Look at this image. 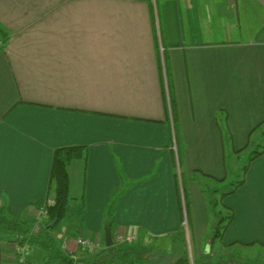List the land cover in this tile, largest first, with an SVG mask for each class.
I'll return each instance as SVG.
<instances>
[{
    "label": "crops",
    "instance_id": "obj_1",
    "mask_svg": "<svg viewBox=\"0 0 264 264\" xmlns=\"http://www.w3.org/2000/svg\"><path fill=\"white\" fill-rule=\"evenodd\" d=\"M0 32V208L35 220L55 151L81 147L53 231L73 258L93 261L111 222L146 264H180L176 237L218 196L233 218L210 262L264 249V153L233 193L206 186L263 146L264 0H0ZM0 264H15L1 237Z\"/></svg>",
    "mask_w": 264,
    "mask_h": 264
},
{
    "label": "trees",
    "instance_id": "obj_2",
    "mask_svg": "<svg viewBox=\"0 0 264 264\" xmlns=\"http://www.w3.org/2000/svg\"><path fill=\"white\" fill-rule=\"evenodd\" d=\"M263 153L264 146H260L250 156L248 163ZM84 154L85 151L81 147H70L56 150L53 157L50 176V196L40 202V204H37L39 206L37 207V211L43 207L46 208L48 211V220H46V222L34 232L33 227L37 224V216L35 220L28 222L24 219L14 218L10 216L6 209L0 208V237L6 239L11 246L28 245L31 250L38 249L42 251L44 254L42 264H146V259L139 257L137 251L116 244L110 248L105 246L104 250L96 255L91 262L78 260L73 258L53 236V231L58 228L66 218L69 210L70 175L68 167L71 162L82 158ZM246 171L247 165L243 169V174ZM242 183L243 179L237 181L234 183L229 193L225 194L233 193ZM52 192L53 197H51ZM51 200L53 201V204L48 205ZM211 204L213 207L218 205V200H212ZM232 218L233 213L231 209L225 208L222 212L217 213V218L213 226V234L209 241L210 244L222 239V236ZM108 227L112 230L111 222ZM210 260H212L211 255L206 254L203 255L200 260H195V264H252L251 262L253 261L246 260L237 253L232 257L220 256L214 261V263L210 262ZM179 263L191 264V261L189 257L184 256L179 260Z\"/></svg>",
    "mask_w": 264,
    "mask_h": 264
},
{
    "label": "rangeland",
    "instance_id": "obj_3",
    "mask_svg": "<svg viewBox=\"0 0 264 264\" xmlns=\"http://www.w3.org/2000/svg\"><path fill=\"white\" fill-rule=\"evenodd\" d=\"M2 38H3V36H2V33L0 32V40ZM260 145L264 146V142L262 141L260 143ZM255 150L256 149L253 148L249 152L243 153L239 158H237L235 161H233L230 164L231 169H233L235 171L230 175V181H226V183H224L225 186L223 189H222L223 183L221 185L219 182L208 184V185H206L207 188L212 190L213 187H216V188H219L221 191L225 190V192H226V190H229L230 188H232L233 182L240 180L238 178H239V175L242 174L241 169L247 163L249 154L254 152ZM51 195H52L51 197H53V192L51 193ZM221 198H222V196H218V205H216L214 207L212 204H211V207H209L210 206L209 201L208 202L205 201L208 204L209 216H210V218L208 219V223L206 225H204V221H202V222L199 221V222H197V226L195 227L194 223L192 222L191 223L192 226L190 228V235L191 236L189 235V237H188L187 232L186 233L184 232V233L179 234L178 237H176V241L178 242L177 245L179 246L178 248H180L182 251H184L183 254H185V252H188L189 259L191 262L198 260L197 259V252H198L199 247L203 248L204 252L206 249H207L206 252L208 250L211 251L210 252L211 256H213V254H214V256L219 254L218 248L220 246H222L220 240L215 241L214 243H211V244L209 243V241H210L212 234H213V226H214V223H215L216 218H217V213L222 212L224 209L223 204L221 202ZM207 199H208V196H207ZM224 213H226V212H224ZM69 216L71 217V219L74 218V216H71V214H69ZM69 223L71 225L70 228L72 229V227L74 225V221L70 220ZM103 235L105 236V230L103 231ZM180 241H181V243H180ZM162 243H164V240L160 239V241H158L157 244L161 245ZM185 243H186V245H185ZM211 247H213V248H211ZM149 249L158 251L157 247H150ZM38 252L41 255V260H39V262H37L35 264H42V258H43L44 254L40 250H38ZM236 252L238 255H240L244 258H248V260L253 259V261L251 262L252 264H264V249L263 248L250 249V250L248 248L247 249L246 248H238ZM160 253L158 254V257L159 258L163 257L164 261L168 262L170 255H171L170 252L165 251L164 249H161ZM204 255H206V254H204Z\"/></svg>",
    "mask_w": 264,
    "mask_h": 264
},
{
    "label": "built area",
    "instance_id": "obj_4",
    "mask_svg": "<svg viewBox=\"0 0 264 264\" xmlns=\"http://www.w3.org/2000/svg\"><path fill=\"white\" fill-rule=\"evenodd\" d=\"M53 201L51 200L48 205H52ZM37 216V224L34 228V232H36L39 227L46 221L48 220V211L46 210L45 207L39 209L36 213ZM135 236L131 235L129 237V241L134 240ZM118 241L120 243H124L125 242V235L121 234L118 236ZM79 244L82 245L83 247H86L88 249L91 250H95L96 249V244L94 242H91L88 239H80L79 240ZM13 248V254L15 257V264H29V254L31 253V248L28 245H16V246H12ZM191 264H195L194 262H191Z\"/></svg>",
    "mask_w": 264,
    "mask_h": 264
},
{
    "label": "water",
    "instance_id": "obj_5",
    "mask_svg": "<svg viewBox=\"0 0 264 264\" xmlns=\"http://www.w3.org/2000/svg\"><path fill=\"white\" fill-rule=\"evenodd\" d=\"M105 243L108 248L114 246V240L112 236V231L109 227L105 228Z\"/></svg>",
    "mask_w": 264,
    "mask_h": 264
}]
</instances>
